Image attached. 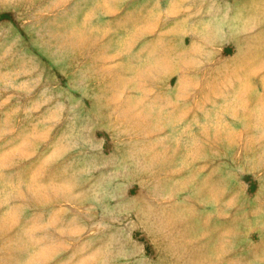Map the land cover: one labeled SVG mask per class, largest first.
Segmentation results:
<instances>
[{
	"label": "rangeland",
	"instance_id": "rangeland-1",
	"mask_svg": "<svg viewBox=\"0 0 264 264\" xmlns=\"http://www.w3.org/2000/svg\"><path fill=\"white\" fill-rule=\"evenodd\" d=\"M0 264H264V0H0Z\"/></svg>",
	"mask_w": 264,
	"mask_h": 264
},
{
	"label": "bare ground",
	"instance_id": "bare-ground-1",
	"mask_svg": "<svg viewBox=\"0 0 264 264\" xmlns=\"http://www.w3.org/2000/svg\"><path fill=\"white\" fill-rule=\"evenodd\" d=\"M240 16V15H239Z\"/></svg>",
	"mask_w": 264,
	"mask_h": 264
}]
</instances>
